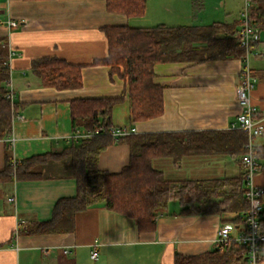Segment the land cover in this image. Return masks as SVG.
I'll return each instance as SVG.
<instances>
[{
    "label": "crops",
    "instance_id": "1",
    "mask_svg": "<svg viewBox=\"0 0 264 264\" xmlns=\"http://www.w3.org/2000/svg\"><path fill=\"white\" fill-rule=\"evenodd\" d=\"M238 1L147 0L145 15L129 18L109 12L106 0H0L4 21L0 24V39H5L8 53L13 52L9 58L10 88L15 92L17 107L12 135L0 139V174L7 167L8 146L12 161L20 165L31 157L60 152L71 145L75 134L72 100L126 94L120 72H112L103 63L94 64L108 56L106 27L239 24L244 0L238 10H233ZM182 6L188 8L192 24L179 22ZM208 11L211 19L206 21L203 14ZM9 20L17 21L18 26H10ZM43 57L82 66V87L60 90L44 86L32 69V61ZM244 65L237 57L156 64L155 81L164 86L163 115L132 121L126 95L114 106L112 126L127 127L133 134L239 130L237 119L242 108L238 86ZM249 67L256 78L251 100L264 125V30L249 57ZM254 143L262 154L257 157L260 171L255 181L264 187V132ZM241 155L188 156L179 162L158 158L153 166L169 181L236 180L243 174ZM130 158V145L116 141L100 153L98 168L119 173L129 165ZM77 192L71 157L44 164L38 179L0 178V264H178L177 256H204L217 251L216 238L224 223L234 224L237 230L243 228V213L239 211L204 212L222 201L212 197L187 206L192 213L183 212L186 206L179 201H171L159 211L156 228L149 232H140L134 218L97 204L76 214L73 232L18 234L23 221L30 227L52 220L58 202L75 197ZM11 196L16 199L13 203L8 201ZM262 201L264 218V196ZM228 248L214 255L221 256ZM93 249L99 253L96 260L91 258ZM196 264L241 262L229 257Z\"/></svg>",
    "mask_w": 264,
    "mask_h": 264
},
{
    "label": "trees",
    "instance_id": "2",
    "mask_svg": "<svg viewBox=\"0 0 264 264\" xmlns=\"http://www.w3.org/2000/svg\"><path fill=\"white\" fill-rule=\"evenodd\" d=\"M111 13L129 18L145 15L147 0H106ZM250 17L252 27L264 30V0H255ZM237 23L214 22L209 25L153 27L109 26L104 29L108 42V56L96 60L120 72L126 83V94L118 98L74 99L71 101V119L74 133L90 132V137L71 139V145L60 152H49L13 164L7 148V167L0 174L6 181L13 177L32 180L42 177V166L51 160L72 158L73 174L77 180L75 197L61 199L52 220L31 225L22 224L18 230L28 234L69 233L75 229L78 212L102 204L107 209L134 218L140 232L156 228L159 211L177 200L186 206L183 212L192 213L187 206L206 198L220 197L204 212H248L250 202L245 195L243 179H215L209 182L185 180L169 181L153 166L158 158H171L179 162L184 157L229 154L240 156L244 152L247 133L241 129L227 131H191L144 133L122 137L111 134L114 106L123 102L126 95L130 101L132 121L155 119L164 113V86L155 81L154 67L167 62H195L228 59L244 60L246 49L236 37ZM0 39V139L12 135L17 107L7 98L10 82L9 53ZM35 75L47 87L78 89L82 87V66L74 65L57 57H43L32 61ZM117 138V140L115 139ZM126 142L131 148L128 166L119 173L98 168L100 153L114 142ZM264 151V148L262 149ZM262 156L261 149L256 150ZM264 156V154H263ZM227 188V189H226ZM244 221L243 217L242 220ZM264 223V218H263ZM220 251L204 256H177L178 264H196L206 260L231 258L246 264L243 246L232 244L221 256Z\"/></svg>",
    "mask_w": 264,
    "mask_h": 264
},
{
    "label": "built area",
    "instance_id": "3",
    "mask_svg": "<svg viewBox=\"0 0 264 264\" xmlns=\"http://www.w3.org/2000/svg\"><path fill=\"white\" fill-rule=\"evenodd\" d=\"M255 0H244V7L240 13L239 27L236 37L241 45L246 49L244 58L245 65L242 69V81L238 86V102L242 108V112L238 116V127L247 133V141L244 146V152L241 155L242 179L245 184V195L250 202V208L242 217L244 221L242 229H236L231 223H224L218 230L216 238L217 250L225 251L232 244H239L245 248L247 262L246 264H263L264 263V223H263V196L264 187L258 185L255 181L256 175L260 171V164L256 155L255 138L262 135L264 125L261 117L258 116V109L251 100V92L255 88L256 78L252 74L249 67V57L253 52L254 45L260 40V32L252 27L250 17V9ZM3 16L0 11V24H2ZM10 26H18L15 20L7 21ZM13 52L9 54V58ZM11 85V77L9 82V92L7 98L14 104L15 92ZM111 134L114 137H122L130 134L127 127H113ZM92 133L84 134L80 131L74 134L75 139L90 137ZM16 165V161L13 162ZM15 197L8 198L9 202H15ZM22 224H26L24 221ZM21 224V225H22ZM19 230V229H18ZM65 253H69L68 250ZM98 250L93 249L91 258H98Z\"/></svg>",
    "mask_w": 264,
    "mask_h": 264
},
{
    "label": "rangeland",
    "instance_id": "4",
    "mask_svg": "<svg viewBox=\"0 0 264 264\" xmlns=\"http://www.w3.org/2000/svg\"><path fill=\"white\" fill-rule=\"evenodd\" d=\"M240 2H241V0H240ZM240 2L238 1V3H236V4H234L233 5V10H238V8H239V6H240ZM208 6H210L209 5V3H208ZM243 7H244V4L242 5ZM211 7V6H210ZM243 7H242V9H243ZM188 9V8H187ZM186 9V6H182V8H181V11H182V13H180V14H182V16H181V19H179V22H181V24H192V18H189L187 15V13H188V10ZM241 9V10H242ZM210 14H211V12L210 11H208V12H205L204 14H203V17H204V20H206V21H208V20H210L211 19V17H210ZM202 17V18H203ZM205 21V22H206ZM212 22V21H211ZM207 24H211L210 22L209 23H207Z\"/></svg>",
    "mask_w": 264,
    "mask_h": 264
}]
</instances>
